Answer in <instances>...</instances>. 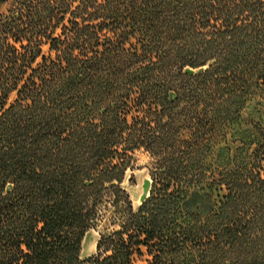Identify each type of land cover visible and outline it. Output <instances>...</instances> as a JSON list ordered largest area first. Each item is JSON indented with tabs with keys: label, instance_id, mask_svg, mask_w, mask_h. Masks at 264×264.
<instances>
[{
	"label": "trees",
	"instance_id": "trees-1",
	"mask_svg": "<svg viewBox=\"0 0 264 264\" xmlns=\"http://www.w3.org/2000/svg\"><path fill=\"white\" fill-rule=\"evenodd\" d=\"M0 4V264H264V129L247 167L212 161L264 101V0ZM195 188L206 216L182 208Z\"/></svg>",
	"mask_w": 264,
	"mask_h": 264
},
{
	"label": "rangeland",
	"instance_id": "rangeland-1",
	"mask_svg": "<svg viewBox=\"0 0 264 264\" xmlns=\"http://www.w3.org/2000/svg\"><path fill=\"white\" fill-rule=\"evenodd\" d=\"M4 8L5 6L0 4V11H3ZM42 49L43 53L47 54V46L44 45ZM14 98L15 93L10 94L7 104L11 103ZM259 128L264 129V101L259 97H253L246 103L238 122L227 132L225 138L216 144L212 159L215 169L235 170L247 167L251 161L253 150L259 142ZM148 162L147 154L139 150L133 156L131 169L126 172L123 186L129 194L133 208L141 203L140 199L145 192L146 184L149 182L146 168ZM130 176L132 177L131 182L128 181ZM217 200V193L195 188L188 192L182 202V208L186 212L206 216L215 209ZM104 224H108V221L100 222L98 227L86 233L85 237L88 236V241L84 248L81 245L83 255L80 254V257L82 259L95 253L98 233L102 230ZM134 264L147 263L145 257L135 256Z\"/></svg>",
	"mask_w": 264,
	"mask_h": 264
},
{
	"label": "bare ground",
	"instance_id": "bare-ground-1",
	"mask_svg": "<svg viewBox=\"0 0 264 264\" xmlns=\"http://www.w3.org/2000/svg\"><path fill=\"white\" fill-rule=\"evenodd\" d=\"M148 186H149V182L146 184V188H145V192H144V194H143V196L141 197V201L144 199V197L146 196V193H147V191H148ZM87 241H88V236H86L85 238H84V240H83V243H82V245H83V248H84V245L87 243ZM83 255V252L81 253V256Z\"/></svg>",
	"mask_w": 264,
	"mask_h": 264
},
{
	"label": "crops",
	"instance_id": "crops-1",
	"mask_svg": "<svg viewBox=\"0 0 264 264\" xmlns=\"http://www.w3.org/2000/svg\"><path fill=\"white\" fill-rule=\"evenodd\" d=\"M82 250V249H81ZM80 254H81V252H80Z\"/></svg>",
	"mask_w": 264,
	"mask_h": 264
}]
</instances>
